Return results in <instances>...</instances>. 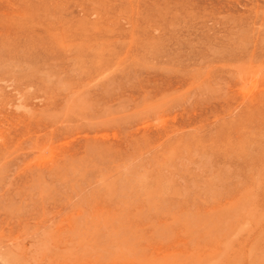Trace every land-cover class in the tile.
I'll return each instance as SVG.
<instances>
[{"label": "rangeland", "instance_id": "1", "mask_svg": "<svg viewBox=\"0 0 264 264\" xmlns=\"http://www.w3.org/2000/svg\"><path fill=\"white\" fill-rule=\"evenodd\" d=\"M262 48L264 0H0V264H264Z\"/></svg>", "mask_w": 264, "mask_h": 264}, {"label": "bare ground", "instance_id": "2", "mask_svg": "<svg viewBox=\"0 0 264 264\" xmlns=\"http://www.w3.org/2000/svg\"><path fill=\"white\" fill-rule=\"evenodd\" d=\"M29 1H30V0H29ZM39 1H40V0H39ZM22 3H23V2H22ZM61 7H62V6H61ZM222 16H224V15H222ZM222 33H223V32H222ZM214 35H215V34H214ZM214 42H215V41H214ZM261 47H262V46H261ZM256 49H257V48H256ZM259 49H261V48L259 47ZM262 49H264V48H262ZM167 58H168V57H167ZM45 60H46V59H45ZM262 107H263V106H262ZM249 123H250V122H249ZM237 127H238V126H237ZM231 131H232V130H231ZM229 132H230V131H229ZM236 132H237V131H236ZM244 134H245V133H244ZM230 136H231V135H230ZM248 136H249V135H248ZM251 145H252V144H251ZM144 159H145V158H144ZM155 165H156V164H155ZM166 165H167V163H166ZM168 165H169V164H168ZM224 166H225V165H224ZM166 167H168V166H166ZM236 170H237V169H236ZM146 173H147V172H146ZM173 173H174V172H173ZM201 173H202V171H201ZM145 176H147V175H145ZM125 178H126V177H125ZM146 179H147V178H146ZM171 180H172V179H171ZM129 181H130V180H129ZM124 183H125V182H124ZM256 187H257V186H256ZM258 188H259V187H258ZM124 189H125V186H124ZM168 192H169V191H168ZM168 192H167V193H168ZM167 193H166V194H167ZM121 194H122V193H121ZM123 194H124V193H123ZM123 194H122V195H123ZM151 194H152V193H151ZM125 196H126V195H125ZM256 197H257V194H256ZM263 201H264V199H263ZM262 203H263V202H262ZM262 203H261V204H262ZM252 204H253V203H252ZM254 204H255V203H254ZM263 206H264V205H263ZM124 211H125V210H124ZM262 211H263V210H262ZM84 213H85V212H84ZM216 217H217V216H216ZM242 221H243V220H242ZM239 223H240V222H239ZM107 240H108V239H107ZM241 244H242V243H241ZM163 245H164V244H163ZM213 245H214V244H213ZM244 246H245V245H244ZM245 247H246V246H245ZM173 250H174V249H173ZM239 250H240V249H239ZM242 252H243V251H242ZM243 255H244V254H243ZM245 258H246V257H245ZM247 258H248V257H247ZM88 260H89V259H88ZM245 260H246V259H245ZM245 260H244V261H245ZM225 261H226V259H225ZM226 262H227V261H226ZM245 262H246V261H245ZM120 263H121V262H120ZM243 263H244V262H243ZM121 264H122V263H121Z\"/></svg>", "mask_w": 264, "mask_h": 264}]
</instances>
